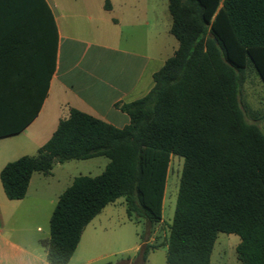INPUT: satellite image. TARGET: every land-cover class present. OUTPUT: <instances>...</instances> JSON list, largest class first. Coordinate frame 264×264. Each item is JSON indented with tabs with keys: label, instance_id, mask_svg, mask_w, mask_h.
<instances>
[{
	"label": "trees",
	"instance_id": "16d2710c",
	"mask_svg": "<svg viewBox=\"0 0 264 264\" xmlns=\"http://www.w3.org/2000/svg\"><path fill=\"white\" fill-rule=\"evenodd\" d=\"M168 9L178 48L144 97L117 105L126 126L71 109L36 155L0 172L7 198L20 200L35 172L109 160L100 175H79L60 195L45 244L50 264H68L86 226L119 198L128 219L161 222L172 156L184 162L166 264H212L218 233L239 236L240 264H264V131L246 120L240 101L249 66L264 84V0H168ZM0 25V63L13 73L32 64L47 89L58 48L47 1L0 0ZM22 129H0V137ZM155 248L142 244L143 262Z\"/></svg>",
	"mask_w": 264,
	"mask_h": 264
},
{
	"label": "crops",
	"instance_id": "0c3cea01",
	"mask_svg": "<svg viewBox=\"0 0 264 264\" xmlns=\"http://www.w3.org/2000/svg\"><path fill=\"white\" fill-rule=\"evenodd\" d=\"M46 1L58 31L56 68L54 72L50 71L48 88L44 90L42 72L39 75L32 64L20 62L15 66L16 73H13V66L0 63V129L16 132V128H23L18 133L0 137V148L3 143L19 137L24 140L23 147L32 150L20 153L12 160L6 159V153L0 151V172L8 162L36 155L51 138L59 122L69 116L71 109L117 128L126 126L129 117L117 105L144 97L154 85L153 74L168 59H161L159 54H147L141 38L140 46L134 49L100 41L101 25L120 26L125 16H132L139 29L148 26L149 7L143 0H109V9L105 7L106 0ZM0 29L5 27L0 25ZM79 29H86L89 39H81L77 33ZM59 165L62 164L56 163L50 174L33 173L26 196L20 200L8 199L0 180V264H50L46 259L45 245L50 227L45 237L33 238L30 234L32 227L43 234L39 224L45 218L50 221L60 195L75 178L59 177ZM115 202L104 207L86 226L68 264H73L85 233L88 231L96 236L93 231L95 225L102 221L103 215L110 213L107 209ZM8 210L11 212L7 216ZM104 240L109 242L110 237H104ZM140 248L137 246L136 250ZM103 258L105 255L99 254L90 257L87 263H81L77 258L75 264H90Z\"/></svg>",
	"mask_w": 264,
	"mask_h": 264
},
{
	"label": "rangeland",
	"instance_id": "374dc122",
	"mask_svg": "<svg viewBox=\"0 0 264 264\" xmlns=\"http://www.w3.org/2000/svg\"><path fill=\"white\" fill-rule=\"evenodd\" d=\"M143 1L149 7L148 26L139 29L135 26L132 16H125L120 26L102 24L99 32L100 41L112 46L134 49L140 46L138 42L141 38L143 50L147 54L152 56L159 54L161 59H167L178 47V41L169 32L171 16L167 7L168 1ZM77 33L81 39H89V32L86 29H79ZM240 101L246 120L258 125L264 131V84L252 66L246 70V78L241 86ZM23 141L22 138L16 137L11 142L3 143L0 151H4L5 158L9 160L21 155L20 153L32 151L23 147L25 145ZM108 162L106 157L67 161L57 167V175L59 177L79 175L94 177L102 173ZM183 162L182 157L172 156L171 158L161 222L150 226L145 220L128 219L125 200L119 198L115 204L108 207L107 211L110 213L107 216L103 215L102 221L95 225L93 231L96 236L93 237L88 231L85 233L75 253L73 264L78 262L77 258L79 262L87 263L90 257H96L99 254L105 255V258L92 261L90 264H166L167 248L165 245L174 216ZM10 212L7 211V216ZM39 225L44 231L43 234L32 227L30 237L42 238L49 234V218H45ZM107 236L110 237L109 242L104 240ZM144 242L156 248L150 250L147 259L143 262L141 252L137 251L136 247H141ZM239 242L240 238L235 234L218 233L211 256L212 264H240L236 253Z\"/></svg>",
	"mask_w": 264,
	"mask_h": 264
}]
</instances>
